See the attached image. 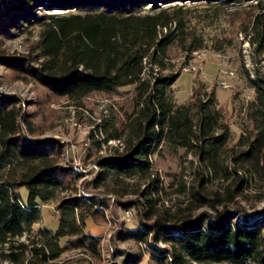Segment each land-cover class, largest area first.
Returning <instances> with one entry per match:
<instances>
[{"label":"trees","instance_id":"16d2710c","mask_svg":"<svg viewBox=\"0 0 264 264\" xmlns=\"http://www.w3.org/2000/svg\"><path fill=\"white\" fill-rule=\"evenodd\" d=\"M249 2L255 5L243 32L253 51L264 56V0H0V64L18 79L71 100L129 89L121 106L124 118L110 136L124 139V148L96 161L99 171L89 185L122 198L134 195L118 203L137 210L138 226L118 236L145 246L151 264H264V207L244 204L250 199L247 176L264 183V76L256 71L249 78L255 90L246 112L249 126L233 147L213 92L198 86L180 106L171 96L188 56L204 48L202 37L188 29V6ZM28 27L39 29L32 52L9 55L5 39ZM173 48L186 55L180 66L173 62ZM33 117L24 115L17 98L0 96V263L56 264L70 250L98 254L100 238L85 227L103 215L99 208L108 201L76 195L82 175L62 165V145L26 137L36 133ZM163 146L184 149L205 169L198 187L185 191V208L162 203L152 156ZM211 178L225 187L209 190ZM129 180L138 189H109L110 182ZM21 188L29 191L27 202ZM68 192L74 194L56 206L57 233L40 228L20 241L40 222L38 200L56 201Z\"/></svg>","mask_w":264,"mask_h":264},{"label":"rangeland","instance_id":"374dc122","mask_svg":"<svg viewBox=\"0 0 264 264\" xmlns=\"http://www.w3.org/2000/svg\"><path fill=\"white\" fill-rule=\"evenodd\" d=\"M253 5L255 3L249 2L224 8L205 4L188 6L185 16L188 29L202 37L204 48L201 51H205L207 57L200 61L199 71L182 73L171 90L172 100L177 106L187 104L198 86L213 92L230 126L229 147L237 143L241 129L249 126L246 112L249 104L255 100V90L249 78L255 79L256 71L264 76V56L253 51L243 32L253 12ZM38 32V28L28 27L23 33L5 39L4 48L11 56H28L38 40ZM185 56L179 49L173 48V62L177 66L182 64ZM223 83L230 87L224 88ZM128 90L122 91L121 95L94 93L80 100L55 98L41 85L18 79L6 66L0 64V96L17 98L24 115L34 116L32 120L36 133L33 136L27 134L26 137L34 142L52 141L62 145V165L72 167L82 175L76 187V195L104 198L109 204L107 210L102 211V216L95 220L89 219L85 227V232L100 238L98 254L70 250L56 264H132L133 259H141L138 264H151L145 246L134 241H121L118 236L120 232L138 226L137 210L132 209L127 213L118 203L119 200H132L134 195L122 198L108 194L104 189L95 190L89 185L98 172L93 169L96 161L121 153L124 148V139L111 140L110 136L124 118L121 106H125L128 98L125 92ZM21 126L26 131L24 121ZM152 167L160 179L162 203L167 208L177 205L185 208V191L197 188L200 173H205L194 155L186 153L184 149H171L167 146L153 154ZM247 177L250 199L244 204L248 209H261L264 207V183L257 177ZM139 185L133 180L119 186L110 182L109 189L132 192ZM207 186L212 191L225 187L213 178ZM19 194L24 202L28 201L29 191L26 188H21ZM73 194H61L56 201L48 203L38 200L40 222L34 224L20 241L27 242L30 233H36L40 228H48L52 233H57L60 214L56 206L61 199ZM65 242L66 239L61 244ZM0 264L11 263L4 261Z\"/></svg>","mask_w":264,"mask_h":264},{"label":"built area","instance_id":"2783aa9c","mask_svg":"<svg viewBox=\"0 0 264 264\" xmlns=\"http://www.w3.org/2000/svg\"><path fill=\"white\" fill-rule=\"evenodd\" d=\"M207 57V54L205 51H195L191 55L188 56V61L184 63V65L181 68L182 73H195L200 70V61L204 60ZM224 88H229L230 85L223 83ZM93 169L96 171H99L98 166H94ZM98 173V172H97ZM81 196V195H79ZM102 211H106L107 208L100 207L99 208ZM129 213V210H127Z\"/></svg>","mask_w":264,"mask_h":264}]
</instances>
